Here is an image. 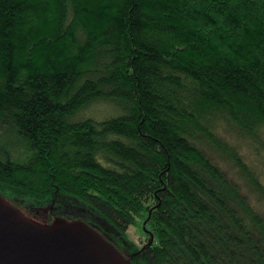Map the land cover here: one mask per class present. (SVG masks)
Here are the masks:
<instances>
[{
    "label": "trees",
    "instance_id": "trees-1",
    "mask_svg": "<svg viewBox=\"0 0 264 264\" xmlns=\"http://www.w3.org/2000/svg\"><path fill=\"white\" fill-rule=\"evenodd\" d=\"M102 101L119 112L87 115ZM4 126L0 194L36 220H84L134 264H264L240 139L264 135V0H0Z\"/></svg>",
    "mask_w": 264,
    "mask_h": 264
},
{
    "label": "water",
    "instance_id": "water-1",
    "mask_svg": "<svg viewBox=\"0 0 264 264\" xmlns=\"http://www.w3.org/2000/svg\"><path fill=\"white\" fill-rule=\"evenodd\" d=\"M0 264H134L98 228L55 216L36 220L0 194Z\"/></svg>",
    "mask_w": 264,
    "mask_h": 264
},
{
    "label": "rangeland",
    "instance_id": "rangeland-1",
    "mask_svg": "<svg viewBox=\"0 0 264 264\" xmlns=\"http://www.w3.org/2000/svg\"><path fill=\"white\" fill-rule=\"evenodd\" d=\"M112 103L108 102H94L92 105L89 106L86 113L89 116H92L96 119H105L115 115L119 110L113 105ZM0 132L5 138L9 139V145L11 146L12 150L18 154L19 151H22L21 143L15 139L12 130L7 127H0ZM241 150L242 153L245 155L247 159L250 161H255L259 170L260 174L262 175L264 181V135H261V139L259 137H241ZM33 216V215H32ZM49 214L45 210H41L40 213L37 215L39 220L48 221ZM54 218V217H53ZM52 218V219H53ZM130 238L136 241L138 244H143L147 241V237L143 232V228L140 226H131L129 229Z\"/></svg>",
    "mask_w": 264,
    "mask_h": 264
},
{
    "label": "flooded vegetation",
    "instance_id": "flooded-vegetation-1",
    "mask_svg": "<svg viewBox=\"0 0 264 264\" xmlns=\"http://www.w3.org/2000/svg\"><path fill=\"white\" fill-rule=\"evenodd\" d=\"M122 250V249H121ZM123 251V250H122ZM123 252H125V251H123ZM126 253V252H125ZM127 254V253H126ZM128 255V254H127Z\"/></svg>",
    "mask_w": 264,
    "mask_h": 264
}]
</instances>
